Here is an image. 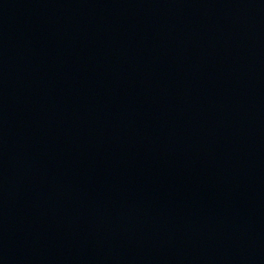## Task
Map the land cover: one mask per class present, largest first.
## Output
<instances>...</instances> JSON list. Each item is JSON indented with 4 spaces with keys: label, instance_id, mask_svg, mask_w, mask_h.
Wrapping results in <instances>:
<instances>
[{
    "label": "water",
    "instance_id": "obj_1",
    "mask_svg": "<svg viewBox=\"0 0 264 264\" xmlns=\"http://www.w3.org/2000/svg\"><path fill=\"white\" fill-rule=\"evenodd\" d=\"M0 264H264V0H0Z\"/></svg>",
    "mask_w": 264,
    "mask_h": 264
}]
</instances>
